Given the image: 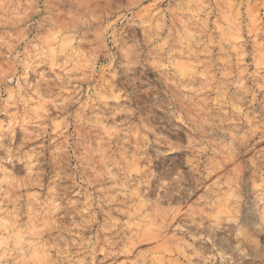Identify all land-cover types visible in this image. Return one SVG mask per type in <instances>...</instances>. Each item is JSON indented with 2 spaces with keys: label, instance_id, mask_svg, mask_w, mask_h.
Instances as JSON below:
<instances>
[{
  "label": "rangeland",
  "instance_id": "rangeland-1",
  "mask_svg": "<svg viewBox=\"0 0 264 264\" xmlns=\"http://www.w3.org/2000/svg\"><path fill=\"white\" fill-rule=\"evenodd\" d=\"M0 264H264V0H0Z\"/></svg>",
  "mask_w": 264,
  "mask_h": 264
}]
</instances>
